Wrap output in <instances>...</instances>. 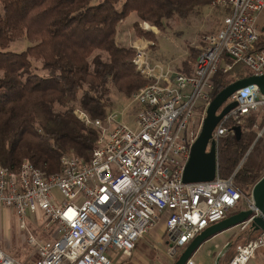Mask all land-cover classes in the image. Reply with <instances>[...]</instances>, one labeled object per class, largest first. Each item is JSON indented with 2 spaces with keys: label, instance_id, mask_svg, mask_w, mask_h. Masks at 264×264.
<instances>
[{
  "label": "built area",
  "instance_id": "obj_1",
  "mask_svg": "<svg viewBox=\"0 0 264 264\" xmlns=\"http://www.w3.org/2000/svg\"><path fill=\"white\" fill-rule=\"evenodd\" d=\"M227 10L223 27L203 35L199 56L189 74L154 60L150 41H130L133 66L146 83L133 94L138 104V130L119 121L110 111L92 118L76 107L86 125L98 129L90 161L71 152L61 153V169L45 175L30 160L16 171L0 166V206L22 217L44 212V227L55 231L49 239L29 233L34 252L16 258L0 247V264H120L138 243L165 221L169 256H177L200 232L230 212L251 209V218L239 224L246 230L260 214L252 195L244 194L233 177L219 175L218 146L222 136H237L253 114L264 115V93L258 84L234 92L236 102L218 123L210 139L216 143L217 175L213 180L184 182V171L214 98L215 76L237 64L249 67V76L264 75V31L258 14L264 0H213ZM195 126L189 127L190 123ZM63 196L59 200L54 190ZM241 203L244 209L239 208ZM21 228H26L22 222ZM264 248V229L238 245L228 264H247ZM187 264H196L191 258Z\"/></svg>",
  "mask_w": 264,
  "mask_h": 264
},
{
  "label": "trees",
  "instance_id": "obj_2",
  "mask_svg": "<svg viewBox=\"0 0 264 264\" xmlns=\"http://www.w3.org/2000/svg\"><path fill=\"white\" fill-rule=\"evenodd\" d=\"M211 2L0 0V166L16 171L30 160L48 176L61 169L63 152L90 161L98 129L83 123L75 108L87 111L91 119L104 118L112 107L111 86L129 96L143 84L133 66L134 49L130 43H119V25L136 12L141 21L163 26L164 19L186 18ZM138 23L132 25L136 37L140 36ZM156 25L147 23L146 27L159 35ZM24 36L32 42L25 50H6L9 43ZM258 46H264V35ZM197 49H190L181 63L184 73L193 71ZM32 58L42 61L48 75L33 71ZM241 69L237 76L232 71L216 74L214 97L233 77H249ZM252 125L248 123V131L243 126L237 136H222L217 156L219 175L235 174L233 183L246 195L264 175V133L258 136ZM260 230L250 225L235 241L246 243Z\"/></svg>",
  "mask_w": 264,
  "mask_h": 264
},
{
  "label": "rangeland",
  "instance_id": "obj_3",
  "mask_svg": "<svg viewBox=\"0 0 264 264\" xmlns=\"http://www.w3.org/2000/svg\"><path fill=\"white\" fill-rule=\"evenodd\" d=\"M212 2L210 6L196 8V10L186 18H181L177 15L171 18H166L163 20V26H157L152 22L143 20L141 21L137 13L132 12L118 28V32H122L120 33L119 37L123 34V32L128 31V33H126L127 40L125 39V36H123L125 41L119 39V43L128 44V42L130 43V41L132 42L134 40H148L151 42L149 45V50L154 60H160L165 64H171V66L175 67L176 70L182 71L181 63L188 58L190 49L194 47L196 49L198 48L197 50L201 49L203 35L209 32L217 33L223 27V21L225 15L227 14V10L225 8H221L220 6H213ZM258 17L259 23L264 24V9H262V11L258 14ZM136 21L139 22L137 32L138 35H140L137 37L134 29L132 28L133 23ZM147 23L154 26L156 25L161 33L158 35L156 30L147 28ZM31 43L32 42L24 36L9 43V46L6 48V50L21 52L30 46ZM198 56L199 54L197 57ZM197 57L192 63V67L195 64ZM32 66L33 71L41 76L48 75L49 73L48 70L42 68L41 60L32 58ZM241 68H243L244 74L248 73L247 71L250 70L247 65L240 63L238 66L234 67L232 74L237 76L239 71L242 70ZM240 73L242 72L240 71ZM139 77L143 79L140 74ZM236 80H238L237 77L232 78V82ZM145 83L146 79H143L142 85ZM137 89L134 92H136ZM134 92L127 96L118 91L114 86H111L109 97L112 100V107L109 109V111H115L119 113L118 122L127 124L132 128V130H138L136 120L134 119L136 118L139 107L138 104L133 100ZM263 119L264 115H262V113L251 115L244 123V129L248 131L249 127L247 125L252 121V127L258 130V136H261L264 133ZM193 126H195V124L191 122L189 127L191 128ZM54 192L59 200L63 199V196L58 189H55ZM244 207L245 206L243 203H241L239 208L244 209ZM43 217L44 212L40 209L35 211V213L28 212V214L24 215L22 219L19 215L14 214L10 208H3V210L1 209L0 247L10 255L19 259H24L25 256L32 254L34 252V248L33 246H30L27 241L29 233L38 235L43 240L49 239L55 231L54 227L50 229H46L44 227L45 222ZM22 222L26 224V228H21L20 224ZM164 226L165 221L160 220L157 225L150 229V231L153 230L152 235L147 234L144 236V238H142L138 243V246L133 252L132 256L126 260L125 258L122 259L120 264H173L175 260L181 255V252L174 257L168 255ZM242 232H244V229H242L239 225L225 229L217 233L219 234L218 238L216 237L215 239L211 240L207 239L205 242H203L202 245L195 251L193 256H196L195 259L199 264H217L219 259L220 261L218 264H228L231 259V255H234L238 245L241 244V242L235 241V239H237V237ZM226 239H229L227 245L229 243L231 244L229 245L225 254L222 255V252L225 251L226 246H224L221 250L220 247L224 241H226ZM215 244L220 245L219 248L215 247ZM263 249L264 248H259L257 253L263 251ZM247 264H257V260L252 258Z\"/></svg>",
  "mask_w": 264,
  "mask_h": 264
},
{
  "label": "water",
  "instance_id": "obj_4",
  "mask_svg": "<svg viewBox=\"0 0 264 264\" xmlns=\"http://www.w3.org/2000/svg\"><path fill=\"white\" fill-rule=\"evenodd\" d=\"M264 31V26L261 27ZM258 84L261 91L264 93V75L260 76H249L243 79H238L232 82L223 90H221L212 100L207 116L204 120L203 128L201 133L194 143L189 157V161L186 165L184 171V182H203L213 180L217 175V150L216 143L214 140L211 141L210 148L208 150L210 139L213 136V131L218 125L220 120L236 106V102H229L228 99L231 95L238 89L245 87L250 84ZM238 134L241 132L240 128H237ZM252 195L255 200V205L259 209L260 214L255 216L252 221V226L257 230L264 229V175L259 179L252 188ZM253 215L251 209L240 210L237 213L231 214L224 218L223 220L211 224L200 232L193 240L186 246V248L181 252V255L173 264H187L188 260L192 258L195 251L205 242L208 238L214 236L215 234L228 229L230 227L236 226L245 222ZM230 244L222 252V255L228 250ZM218 260L217 264L219 263Z\"/></svg>",
  "mask_w": 264,
  "mask_h": 264
},
{
  "label": "crops",
  "instance_id": "obj_5",
  "mask_svg": "<svg viewBox=\"0 0 264 264\" xmlns=\"http://www.w3.org/2000/svg\"><path fill=\"white\" fill-rule=\"evenodd\" d=\"M122 23H123V22H122ZM122 23H121V24H122ZM119 26H120V25H119ZM120 33H122V32H121V31L118 32V39H121V40H124V41H125L126 36H127L126 33H128V31L123 32V34L119 37ZM123 36H125V39H124ZM126 40H127V39H126ZM128 43H129V42H128ZM3 208H5V207H1V206H0V210H1V209L3 210ZM11 210H12V209H11ZM12 211H13V210H12ZM13 212H14V211H13ZM152 231H153V230H151L150 232H148V234H149V235H152ZM226 231H228V230H226ZM222 233H223V232H222ZM220 234H221V233H220ZM218 235H219V234L210 237L209 240H211V239H215L216 237L218 238ZM165 237H166V236H165ZM146 238H147V237H146ZM209 240H208V241H209ZM228 240H229V239H226V241H224V243H223V244L221 245V247H220V250H221L224 246H227ZM151 242H152V241H151ZM229 244H231V243H229ZM214 246L219 248L220 245L215 244ZM195 257H196L195 255L192 256V259L196 261ZM253 259H256V260H257V264H264V249H263V251L257 253V254L255 255V257H253ZM196 263L199 264L197 261H196Z\"/></svg>",
  "mask_w": 264,
  "mask_h": 264
},
{
  "label": "flooded vegetation",
  "instance_id": "obj_6",
  "mask_svg": "<svg viewBox=\"0 0 264 264\" xmlns=\"http://www.w3.org/2000/svg\"><path fill=\"white\" fill-rule=\"evenodd\" d=\"M229 215H231V213H230V214H228L227 216H229Z\"/></svg>",
  "mask_w": 264,
  "mask_h": 264
}]
</instances>
